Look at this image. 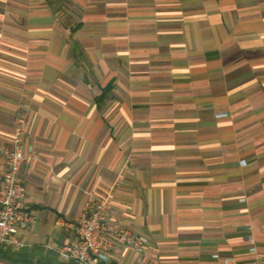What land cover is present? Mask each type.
<instances>
[{
  "label": "crops",
  "instance_id": "1",
  "mask_svg": "<svg viewBox=\"0 0 264 264\" xmlns=\"http://www.w3.org/2000/svg\"><path fill=\"white\" fill-rule=\"evenodd\" d=\"M21 122V247L98 196L148 238L113 264H264V0H0V144Z\"/></svg>",
  "mask_w": 264,
  "mask_h": 264
},
{
  "label": "built area",
  "instance_id": "2",
  "mask_svg": "<svg viewBox=\"0 0 264 264\" xmlns=\"http://www.w3.org/2000/svg\"><path fill=\"white\" fill-rule=\"evenodd\" d=\"M13 142L12 147L0 144V157L6 165L0 174V243L17 248L24 245L22 231L39 220L38 214L26 205L28 188L21 176L34 168L39 157L35 146L26 140L25 122L16 126ZM61 224L69 237L54 251L63 261L113 264L125 250L144 253L148 244L146 236L120 222L106 197H91L73 220ZM252 250L256 252V248ZM262 262L257 260V264Z\"/></svg>",
  "mask_w": 264,
  "mask_h": 264
},
{
  "label": "trees",
  "instance_id": "3",
  "mask_svg": "<svg viewBox=\"0 0 264 264\" xmlns=\"http://www.w3.org/2000/svg\"><path fill=\"white\" fill-rule=\"evenodd\" d=\"M0 259L11 264H79L59 259L56 251L43 246L13 248L0 243Z\"/></svg>",
  "mask_w": 264,
  "mask_h": 264
},
{
  "label": "rangeland",
  "instance_id": "4",
  "mask_svg": "<svg viewBox=\"0 0 264 264\" xmlns=\"http://www.w3.org/2000/svg\"><path fill=\"white\" fill-rule=\"evenodd\" d=\"M59 257V256H58Z\"/></svg>",
  "mask_w": 264,
  "mask_h": 264
}]
</instances>
